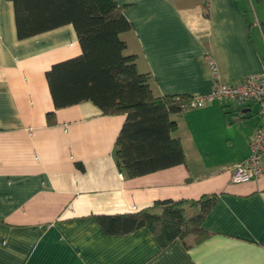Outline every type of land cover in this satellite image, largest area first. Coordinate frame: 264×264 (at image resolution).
I'll use <instances>...</instances> for the list:
<instances>
[{"label": "crops", "instance_id": "1", "mask_svg": "<svg viewBox=\"0 0 264 264\" xmlns=\"http://www.w3.org/2000/svg\"><path fill=\"white\" fill-rule=\"evenodd\" d=\"M117 1L133 24L126 51L157 95L210 92V59L225 83L264 73V0ZM81 52L71 23L19 38L14 4L0 0V264H264V174L233 180L262 122L259 103L182 110L186 162L129 177L114 153L125 114L91 101L55 108L46 72ZM204 195L216 199L199 242L188 234L162 248L147 227L108 234L96 217L164 200L191 216Z\"/></svg>", "mask_w": 264, "mask_h": 264}, {"label": "trees", "instance_id": "2", "mask_svg": "<svg viewBox=\"0 0 264 264\" xmlns=\"http://www.w3.org/2000/svg\"><path fill=\"white\" fill-rule=\"evenodd\" d=\"M19 38H27L65 24H73L81 54L54 63L46 72L55 108L91 101L103 114H125L117 137L115 156L119 169L129 177L186 162L174 115L193 96L157 95L151 74L137 66V55L128 53L122 34L133 29L126 5L117 0H11ZM56 123L55 111L47 113ZM216 195H204L192 205L198 213L187 217L182 201L164 200L160 210L146 207L135 212L99 214L104 232L120 234L149 228L162 248L188 234L199 242L210 235L203 227Z\"/></svg>", "mask_w": 264, "mask_h": 264}, {"label": "built area", "instance_id": "3", "mask_svg": "<svg viewBox=\"0 0 264 264\" xmlns=\"http://www.w3.org/2000/svg\"><path fill=\"white\" fill-rule=\"evenodd\" d=\"M214 85L208 93H198L193 96L191 102L185 106L200 107L206 102L215 99L235 100L246 102L254 100L259 103V112L262 115V122L252 134L250 140V154L246 159L235 166L233 180L244 182L253 179H259L264 174V73L255 72L237 83H225L221 80L213 59Z\"/></svg>", "mask_w": 264, "mask_h": 264}, {"label": "rangeland", "instance_id": "4", "mask_svg": "<svg viewBox=\"0 0 264 264\" xmlns=\"http://www.w3.org/2000/svg\"><path fill=\"white\" fill-rule=\"evenodd\" d=\"M190 212V211H189ZM192 212V211H191ZM185 214V216H187V217H190V215H189V213H184ZM192 216V215H191Z\"/></svg>", "mask_w": 264, "mask_h": 264}]
</instances>
